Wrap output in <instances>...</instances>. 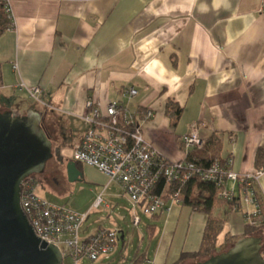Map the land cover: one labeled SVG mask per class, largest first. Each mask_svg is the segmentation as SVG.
<instances>
[{
  "label": "crops",
  "instance_id": "obj_1",
  "mask_svg": "<svg viewBox=\"0 0 264 264\" xmlns=\"http://www.w3.org/2000/svg\"><path fill=\"white\" fill-rule=\"evenodd\" d=\"M10 4L14 26L0 37V111L40 113L50 139L51 130L66 135L64 142H52L53 149L67 143L73 150L87 131L88 99L103 109L116 100L140 113L144 138L165 157L186 158L181 140L198 122L200 137L206 145L217 138L219 157L231 160L232 171L257 169L256 153L264 149L262 0H11ZM35 85L44 90L40 102L27 91ZM130 87L138 92L132 98L124 95ZM170 104L182 108L175 128L166 114ZM147 109L154 116L143 120ZM55 156L61 166L74 161L60 151ZM113 184L108 182L100 195ZM255 186L264 198V173ZM226 187L240 203L222 199L215 203L214 215L224 220L223 243L219 236L217 252L226 249L227 233L243 237L245 216L253 210L239 186L228 181ZM169 206L152 217L157 230L143 251L145 264H173L181 253L199 249L206 215L182 204ZM182 215L188 220L186 241L175 248L173 234ZM156 221H164L162 231ZM114 229L124 235L125 248V232ZM261 235L264 244V228Z\"/></svg>",
  "mask_w": 264,
  "mask_h": 264
},
{
  "label": "built area",
  "instance_id": "obj_2",
  "mask_svg": "<svg viewBox=\"0 0 264 264\" xmlns=\"http://www.w3.org/2000/svg\"><path fill=\"white\" fill-rule=\"evenodd\" d=\"M3 1L6 2V13L12 28L14 14L11 0ZM261 11L264 12V0ZM13 67L17 69L16 64ZM27 91L32 99L41 101L44 90L40 86L28 87ZM137 93L134 87L124 91L129 98ZM85 108L84 121L88 129L73 146V160L77 164L98 169L108 176L110 183L122 188L131 205L133 227L137 228L141 223L139 213L153 217L168 211L169 203L181 204L179 187L194 177L214 183L218 199L239 204L234 192L226 187L228 181L235 183L241 188L246 202L253 206V210L245 216L246 222L254 227L260 226V207L255 198L254 184L264 169L238 174L231 170L230 159L224 162L220 158H216L209 169L197 167L188 160L187 155L193 149L203 150L206 147V141L200 137V123H192L190 131L182 137L186 158L172 160L144 138L139 112L130 111L116 100L103 109L96 101L88 99ZM142 116L143 120H148L154 116V112L147 109ZM40 186L41 182L35 175L22 182L21 206L37 236L60 249L62 264L66 259L70 260V264H79L84 258L91 262L110 260L118 242L123 240L122 232L105 227L84 229L90 213L80 214L49 203L39 196ZM104 204L109 209L100 195L93 209Z\"/></svg>",
  "mask_w": 264,
  "mask_h": 264
},
{
  "label": "water",
  "instance_id": "obj_3",
  "mask_svg": "<svg viewBox=\"0 0 264 264\" xmlns=\"http://www.w3.org/2000/svg\"><path fill=\"white\" fill-rule=\"evenodd\" d=\"M53 156L40 113L0 111V264L63 263L60 249L37 236L21 206L22 182L42 175ZM66 167L71 182L80 180L75 161ZM262 250V237H242L228 249L189 264H264Z\"/></svg>",
  "mask_w": 264,
  "mask_h": 264
},
{
  "label": "rangeland",
  "instance_id": "obj_4",
  "mask_svg": "<svg viewBox=\"0 0 264 264\" xmlns=\"http://www.w3.org/2000/svg\"><path fill=\"white\" fill-rule=\"evenodd\" d=\"M34 104H38L35 102ZM44 127H49L48 121L44 123ZM51 141L55 145L57 141L64 142L66 135H61L59 130H51ZM56 147V146H55ZM56 149H53V158L48 161L45 172L40 175L42 180L41 186L38 189V194L51 204L63 206L74 212L84 214L90 213L91 217L85 224L84 229L88 227L91 230L99 227L106 228H121L127 236V245L123 248L122 240L118 242L114 253L110 260H99L91 262L84 258L79 264H132L139 247L142 246L139 253H143L149 248L152 239L148 238V226L153 221L152 217L140 214L142 223L135 228L132 225V214L129 202L121 197V189L117 184L111 186V190H106L103 198L106 203L112 205V210H107L105 204L98 209H93L94 203L104 190V186L109 182L108 176L100 172L98 169L81 165L80 173L82 179L70 181L67 174V165L61 166L56 159ZM67 158L73 159V150L67 143L58 150ZM57 171V172H55ZM185 207V205H182ZM184 209V210H185ZM98 220L95 221V219ZM160 231L164 228V221H156ZM188 231V220L186 215H182L180 224L173 234V242L175 248H180L183 242L186 241ZM223 243V235L220 236V245ZM186 247V246H185ZM70 260L66 259L65 264H70Z\"/></svg>",
  "mask_w": 264,
  "mask_h": 264
},
{
  "label": "trees",
  "instance_id": "obj_5",
  "mask_svg": "<svg viewBox=\"0 0 264 264\" xmlns=\"http://www.w3.org/2000/svg\"><path fill=\"white\" fill-rule=\"evenodd\" d=\"M6 2L0 0V37L4 32L10 27V21L6 13ZM2 81V72L0 65V84ZM166 114L170 117V124L175 128L181 118L182 108L177 105H168L166 109ZM219 141L214 136L209 141L206 147L203 150H191L188 154V160L197 165V167L202 169H209L214 164L216 158L219 157ZM58 151H56L57 154ZM58 158L61 159L58 154ZM221 159V158H220ZM222 161H226L222 159ZM78 165V164H77ZM79 166V165H78ZM255 167L257 169H264V149L260 148L255 157ZM42 182L40 175H35ZM162 184L159 186L161 190ZM180 201L182 205L190 207L194 211L202 212L206 215V224L204 227L201 243L199 249L193 252H183L181 253L179 259L173 264H189L192 262H198L204 260L211 255L217 253L218 248V238L224 229V220L214 215V206L218 198L216 197V187L214 183L203 181L199 177H194L187 181L186 183L180 185ZM254 194L255 198L260 207V216L261 224L259 227H254L250 223L246 222L245 230L243 237L248 236H258L262 237L261 230L264 228V198L257 191L254 184ZM229 204H234L231 201H228ZM235 205V204H234ZM232 206V205H231ZM157 216V215H155ZM159 219V217H155ZM157 226L149 225L148 226V238L152 239L156 233ZM237 237L231 236L229 233L226 234V243L228 249L236 241ZM224 249V250H226ZM264 254V244L263 250ZM147 260V255L145 252L139 254L137 252L136 256L133 259L132 264H145Z\"/></svg>",
  "mask_w": 264,
  "mask_h": 264
},
{
  "label": "flooded vegetation",
  "instance_id": "obj_6",
  "mask_svg": "<svg viewBox=\"0 0 264 264\" xmlns=\"http://www.w3.org/2000/svg\"><path fill=\"white\" fill-rule=\"evenodd\" d=\"M46 170V169H45ZM55 172H57V171H55Z\"/></svg>",
  "mask_w": 264,
  "mask_h": 264
}]
</instances>
